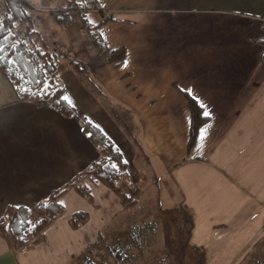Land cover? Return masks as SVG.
Masks as SVG:
<instances>
[{
  "label": "crops",
  "instance_id": "crops-1",
  "mask_svg": "<svg viewBox=\"0 0 264 264\" xmlns=\"http://www.w3.org/2000/svg\"><path fill=\"white\" fill-rule=\"evenodd\" d=\"M28 1V12L19 13L17 0H0V30L14 29L0 40V57L25 56L20 39L30 49L41 44L34 56L65 90L39 104L54 85L47 97H24L0 63V264L75 263L113 222L115 208L131 205L114 191L125 196L139 169L121 178L82 118L113 139L127 167L138 153L163 159L179 207L192 216L194 243L207 248L215 240L222 248L207 251L209 264H241L264 245V0H99L101 10L85 13L88 23L116 18L93 29L101 49L78 12L69 24L57 20L60 0ZM64 35L71 51L57 44ZM121 47L124 61L108 64ZM61 53L86 72L70 61L54 66L52 55ZM181 90L209 116L190 152ZM101 163L104 170L96 169Z\"/></svg>",
  "mask_w": 264,
  "mask_h": 264
},
{
  "label": "rangeland",
  "instance_id": "rangeland-1",
  "mask_svg": "<svg viewBox=\"0 0 264 264\" xmlns=\"http://www.w3.org/2000/svg\"><path fill=\"white\" fill-rule=\"evenodd\" d=\"M15 7L18 9L19 13L28 12L27 7L19 0H17ZM9 27L12 31L14 30L11 28V25ZM49 39L50 42L54 40L52 38ZM61 40H56L58 42L57 44L60 45L64 42L63 46L65 51H71V45L67 42V37L64 35ZM39 45L41 44L35 43L31 45L33 53L42 50ZM35 47H38V50H36ZM16 51V53H18L20 49L16 48ZM35 55L38 57V54ZM69 55L72 56L70 53ZM62 56V53L60 55H52L54 58V66L60 67L62 64H69L67 59L63 62ZM0 63L12 77L18 90L24 97L38 95L39 98H43L47 97L50 93L49 91L54 85L52 80L47 78L48 80L38 87L36 71L21 53L12 55L11 61L7 60V56H1ZM39 64L47 73L49 69L47 64L44 61H40ZM60 71L63 70L60 68ZM113 120L116 122L115 118ZM107 136L113 141L109 135ZM115 146L119 149L116 144ZM145 154L138 153L134 155L129 162V166L122 168L123 171L119 176L125 178L137 167L140 172L138 176L133 174L132 178L138 179V183L136 185L130 183L125 184L124 186L127 185L124 187L125 196L114 191L119 197L130 199L129 202H131V205L129 204L130 206L123 210H120L118 207L115 208L117 213L112 220L113 222L105 228L106 231L104 233L108 237L107 240L113 245L118 238H128V240L121 243L118 248L123 249L129 246L131 250L139 255L136 257L135 254L131 253L125 259L124 264H209V252L211 250L217 252L221 247L215 246V244H217L215 240H211L207 248L200 247L194 243V223L191 219L192 216L185 213L179 207L180 199L178 189L177 187L175 189L173 184L172 186L169 185L167 178L168 174L166 172L167 168L163 159L152 153L146 154V156ZM128 156L125 158H128ZM124 160L126 161V159ZM114 164L117 165L116 163ZM53 171H55V168L50 167V176H53ZM134 194L137 196L131 198V195ZM136 240H140L138 246L141 245V249L138 248ZM190 241H192V245H190ZM143 250L148 254L142 257L141 253ZM99 251H102L99 247L93 248L90 251L92 257L89 258L88 264L100 262L101 257L98 256ZM128 251L126 253H128ZM87 252H89V250ZM81 258H83V256L78 259V262ZM221 258L222 253L219 260ZM107 259L111 260V257ZM72 264L77 263L75 262ZM78 264L82 263L79 262ZM219 264H222V262L219 261Z\"/></svg>",
  "mask_w": 264,
  "mask_h": 264
},
{
  "label": "trees",
  "instance_id": "trees-1",
  "mask_svg": "<svg viewBox=\"0 0 264 264\" xmlns=\"http://www.w3.org/2000/svg\"><path fill=\"white\" fill-rule=\"evenodd\" d=\"M21 2L25 5L29 4L28 0H21ZM58 6L59 7L55 12L57 20L65 24H69L72 21L71 13L74 11L78 12L83 19V28L87 32L92 29L99 28L104 22L116 21V18L114 16H109L107 19L100 22L98 25H91L88 23V18L85 13L90 10H101L102 8L99 0H60L58 2ZM7 19L9 20V17H7ZM10 31H12V29L10 28L8 30H0V40H2ZM93 45L99 49L103 48V42L100 41L98 38L93 39ZM19 46L25 57L28 59V61L31 63L32 67L36 71L38 84L41 85L45 83L48 75L39 64L32 50L22 39L19 40ZM63 57L67 58L68 62L70 61L71 66H73V68L79 73L83 74L84 72H86V69L84 67L85 64L82 61H78L77 59H74L72 58V56L67 54H64ZM125 58H126V50L124 47H121L113 50L111 55L108 58H106V62L108 64L122 63ZM53 89L54 90L49 95V97L38 100V103L39 104L52 103L56 99L60 98L65 90L64 86L61 83L55 84ZM181 91L188 100L189 108H190L191 125H190L189 141H188V151L190 152L196 144V141L199 136L200 128L206 122L209 121V116L205 114L202 105L189 92L184 90ZM81 121H82L83 129L88 133L90 139L94 142V144L102 147L106 151L107 161L116 163L120 168L126 167L127 161L124 160V156L122 152L115 146L114 142L107 136V134L103 131V129L87 118H82ZM96 169L104 170V163L99 164L96 167ZM13 219L14 217L12 215L9 220L8 230L13 242L16 243L17 238L11 226ZM107 238L108 237L105 235V233L101 232L98 241L89 247L88 249L89 252H87V254L85 252L82 255L83 258H81L79 262H81L82 264H88L89 258L92 257V255H90V251L96 247H99L102 250L99 251L98 253V256L101 257V259L99 263H91V264H124L125 259L131 253L135 254L136 257L139 255L135 251L131 250L129 246L124 247L123 249L118 248V246L121 243L126 242L128 238H118L113 245L110 244L111 242L108 241ZM136 244L138 246L140 244V240L139 241L136 240ZM138 248L141 249V245L138 246ZM127 249L130 250L128 251ZM126 250L128 251V253H126L127 252ZM146 254L148 253L145 252V250H143L141 253L142 257L146 256ZM108 257H111V260L107 259ZM79 262L77 261L76 263L78 264ZM241 264H264V245H261L260 247L254 249L253 252L250 255H248L243 262H241Z\"/></svg>",
  "mask_w": 264,
  "mask_h": 264
},
{
  "label": "built area",
  "instance_id": "built-area-1",
  "mask_svg": "<svg viewBox=\"0 0 264 264\" xmlns=\"http://www.w3.org/2000/svg\"><path fill=\"white\" fill-rule=\"evenodd\" d=\"M97 36H98V34H97L96 30H93V29L88 31V33H87V37L90 40L97 39Z\"/></svg>",
  "mask_w": 264,
  "mask_h": 264
}]
</instances>
